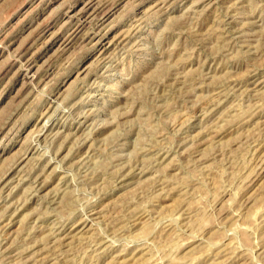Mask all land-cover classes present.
I'll use <instances>...</instances> for the list:
<instances>
[{
	"label": "rangeland",
	"instance_id": "rangeland-1",
	"mask_svg": "<svg viewBox=\"0 0 264 264\" xmlns=\"http://www.w3.org/2000/svg\"><path fill=\"white\" fill-rule=\"evenodd\" d=\"M84 2L0 0V264H264V0Z\"/></svg>",
	"mask_w": 264,
	"mask_h": 264
},
{
	"label": "bare ground",
	"instance_id": "bare-ground-1",
	"mask_svg": "<svg viewBox=\"0 0 264 264\" xmlns=\"http://www.w3.org/2000/svg\"><path fill=\"white\" fill-rule=\"evenodd\" d=\"M130 1V0H129ZM105 2V1H104ZM84 8L83 9H81V10H85V11H87V10H89V9H91L90 11H91V14H93V13H96V11L97 10H99V3H97L96 2V0L94 1V0H86V3L84 2ZM100 4H102V3H100ZM106 4V3H105ZM104 4V5H105ZM109 4V3H108ZM112 5H114V4H112ZM111 5V6H112ZM103 6V5H102ZM106 6V5H105ZM110 5L108 6L109 8L111 7ZM117 6V5H116ZM68 8V7H67ZM82 8V7H81ZM104 8V7H103ZM77 10V9H76ZM104 10V9H103ZM106 10V9H105ZM115 10V9H114ZM101 11V10H100ZM65 12V11H64ZM111 12V11H110ZM105 13V11L103 12V14ZM115 13V12H114ZM75 14H77V13H75ZM89 14V13H88ZM102 14V15H103ZM71 15V14H70ZM74 15V14H73ZM67 16H69V14L67 15ZM80 17V16H79ZM83 17V16H82ZM89 17V16H88ZM92 17V16H91ZM94 17V16H93ZM104 17V16H103ZM69 18V17H68ZM97 19H98V17H96ZM82 19H85L84 17L82 18ZM88 19V18H87ZM96 19V20H97ZM103 19V18H102ZM110 19V18H109ZM91 20V19H90ZM94 20V19H93ZM95 20V21H96ZM77 21V20H76ZM84 21V20H83ZM87 21H89V20H87ZM94 21V22H95ZM68 22V21H67ZM73 22V21H72ZM76 23H78V22H76ZM106 23H108V22H106ZM91 24H92V20H91ZM95 24V23H94ZM94 24H92V25H94ZM98 24V23H97ZM91 25V26H92ZM96 25V24H95ZM94 25V26H95ZM103 25H105V24H103ZM103 25H101V26H103ZM107 25V24H106ZM83 26H85V25H83ZM87 26H88V23H87ZM93 26V27H94ZM110 26V25H109ZM74 27V26H73ZM78 27V26H77ZM90 27V26H89ZM85 29V28H84ZM92 29V28H91ZM83 30V29H82ZM89 30H90V28H89ZM88 30V31H89ZM72 31V30H71ZM94 31V30H93ZM100 31V30H99ZM69 32V31H68ZM96 32V31H95ZM97 32H98V30H97ZM101 32V31H100ZM103 32V31H102ZM73 34H74V31L72 32ZM56 34V33H55ZM77 34V33H76ZM79 34V33H78ZM84 34V33H83ZM72 35V34H71ZM80 35V34H79ZM100 35V34H99ZM85 36V35H84ZM83 36V37H84ZM65 37V36H64ZM68 37H70V36H68ZM90 37V36H89ZM95 38V37H94ZM128 38V37H127ZM64 39V38H63ZM69 39V38H68ZM81 39V38H80ZM90 39V38H89ZM88 39V40H89ZM75 40V39H74ZM72 42V41H71ZM70 44V43H69ZM66 46V45H65ZM6 48V47H5ZM68 48V47H67ZM20 52V51H19ZM25 53V52H24ZM20 54V53H19ZM18 55V54H17ZM23 58V57H22ZM26 59V58H25ZM21 60V59H20ZM20 60H18V61H20ZM23 60V59H22ZM33 60V59H32ZM10 61V60H9ZM28 61H29V59H28ZM101 61V60H100ZM33 62V61H32ZM19 63V62H18ZM25 64V63H24ZM26 65V64H25ZM24 65V66H25ZM34 65V64H33ZM23 66V65H22ZM23 68V67H22ZM26 69V76L28 77V76H30V79H31V77L33 76V75H29L31 72H32V69H34L33 67H30V65L27 67V68H25ZM37 74V73H36ZM34 78V77H33ZM49 78V77H48ZM29 81V80H28ZM38 81V80H37ZM90 96V95H89ZM44 122V121H43ZM62 125V124H61ZM45 127V126H44ZM48 128V127H47ZM45 134V133H44ZM74 136V135H73ZM47 137V136H46ZM33 144V143H32ZM42 144V143H41ZM37 146V145H36ZM27 158V157H26ZM138 170V169H137ZM141 173V172H140ZM36 179V178H35ZM17 180V179H16ZM33 181V180H32ZM39 181V180H38ZM19 189V188H18ZM12 212V211H11ZM14 213V212H13ZM58 229V228H57ZM104 244V243H103ZM117 257V256H116Z\"/></svg>",
	"mask_w": 264,
	"mask_h": 264
}]
</instances>
